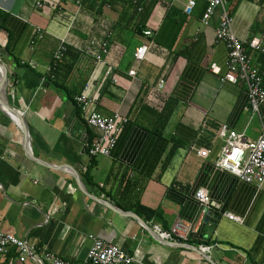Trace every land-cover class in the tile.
<instances>
[{"label": "crops", "instance_id": "obj_1", "mask_svg": "<svg viewBox=\"0 0 264 264\" xmlns=\"http://www.w3.org/2000/svg\"><path fill=\"white\" fill-rule=\"evenodd\" d=\"M36 1L0 0V233L37 248L35 260L10 249L0 264H40L45 252L82 264L90 238L133 264H264V184L214 167L221 127L251 140L264 128V102L246 110L244 85L221 81L228 51L215 31L225 11L264 76V0H225L207 26L209 0H113L100 14L83 5L88 0H44L38 10ZM107 37L100 62L83 51L89 38ZM253 40L261 51L248 47ZM61 41L69 45L62 64L74 65L63 89L48 73ZM84 92L92 111L124 120L107 156L87 154L98 132L74 101ZM201 189L213 204L205 214L195 198ZM176 225L184 240L154 231Z\"/></svg>", "mask_w": 264, "mask_h": 264}, {"label": "built area", "instance_id": "obj_2", "mask_svg": "<svg viewBox=\"0 0 264 264\" xmlns=\"http://www.w3.org/2000/svg\"><path fill=\"white\" fill-rule=\"evenodd\" d=\"M80 4L79 0L76 1ZM225 0H209L207 9L202 17L204 26L209 24L216 9L223 8ZM45 5L44 0L35 2V9H41ZM192 5L186 8V13L190 14ZM41 38L39 32L31 45ZM215 38L219 42L226 45L228 51L227 72L221 79L231 84H243L247 93L248 108L252 112L257 111L259 104L264 102V76L252 66V63L246 54L244 43L240 41L231 31V20L224 11L220 16L218 27L215 31ZM250 49H259V42L253 40L248 43ZM69 49V45L65 41H61L53 54V61L49 66L48 73H52L56 68L63 63L65 54ZM83 51L87 54H94L97 62H100L109 52V37L104 40L96 41L91 39L87 42ZM147 47L142 46L135 50L134 58L137 61H142L146 54ZM210 71L218 75L219 68L212 65ZM134 75V72H130ZM164 88V81H160L158 89ZM75 103L78 105L80 112L85 117L86 125L98 132V137L88 146L87 154L90 158L96 156H107L111 148L115 144V134L118 131V124L121 121V116L115 114L111 117H105L92 111L91 107L94 99L90 98L85 92L74 97ZM219 136L224 141L219 157L214 162V167L218 170H224L233 176L240 179L242 182L254 185L257 189H261L264 184V128L260 136L255 139H246L241 134L229 132L226 126L221 127ZM196 155L200 158H206L208 151L204 149L196 150ZM195 198L198 204L202 207L205 214L206 211L213 205L208 198L205 190L197 191ZM229 220L240 222L233 214H227ZM178 226L172 228L170 232H163L158 227H154V231L159 238L164 241H171L173 238L184 240L185 236L179 233ZM92 245L87 252L86 258L82 264H133L134 260L122 252L117 247L106 245L99 240L90 238ZM10 249H14L17 258L20 261L26 258H34L37 248L34 244L18 239L8 233H0V256L8 254ZM208 248L199 246V251L204 252ZM35 260V259H33ZM40 264H71L62 260L58 256L45 252L41 254L38 261Z\"/></svg>", "mask_w": 264, "mask_h": 264}, {"label": "trees", "instance_id": "obj_3", "mask_svg": "<svg viewBox=\"0 0 264 264\" xmlns=\"http://www.w3.org/2000/svg\"><path fill=\"white\" fill-rule=\"evenodd\" d=\"M112 1L113 0H108V1L107 0H88V1H84L83 5L86 8L94 11L96 14H100L101 8L105 5V3H109V2H112ZM90 39H93V38H89V41H90ZM244 47H245V45H244ZM245 49H246V47H245ZM253 50L257 51V52L261 51V49L260 50L259 49H253ZM94 61L97 62V60L95 58H94ZM73 66L74 65H72V63L70 65H66V66L64 64H60L59 68L58 69L56 68V70L52 73V80L51 81H52V83L55 84V86L57 88H60V89L65 88V86L63 85V82L69 76V74L71 73V71L73 69L72 68ZM252 66H253V64H252ZM91 141H92L91 138H89L88 144H90Z\"/></svg>", "mask_w": 264, "mask_h": 264}, {"label": "water", "instance_id": "obj_4", "mask_svg": "<svg viewBox=\"0 0 264 264\" xmlns=\"http://www.w3.org/2000/svg\"><path fill=\"white\" fill-rule=\"evenodd\" d=\"M5 83H6V80H5V78H3V76H2V79H1V81H0V89H1V93H2L4 96H5ZM4 106H5L6 110H7L12 116H14V118H15L16 120H18V122L20 121L19 124H20L21 127H23V123H22V121L20 120V116H19L18 114H16L11 108H9L7 104H5Z\"/></svg>", "mask_w": 264, "mask_h": 264}, {"label": "clouds", "instance_id": "obj_5", "mask_svg": "<svg viewBox=\"0 0 264 264\" xmlns=\"http://www.w3.org/2000/svg\"><path fill=\"white\" fill-rule=\"evenodd\" d=\"M199 250V249H198Z\"/></svg>", "mask_w": 264, "mask_h": 264}]
</instances>
